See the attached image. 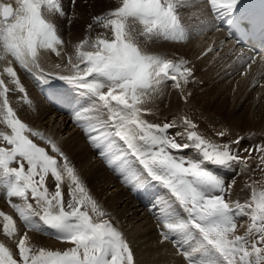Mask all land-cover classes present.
Listing matches in <instances>:
<instances>
[{
  "label": "snow or ice",
  "instance_id": "snow-or-ice-1",
  "mask_svg": "<svg viewBox=\"0 0 264 264\" xmlns=\"http://www.w3.org/2000/svg\"><path fill=\"white\" fill-rule=\"evenodd\" d=\"M206 2L214 20L230 25L231 35H244L245 28H258L264 37V14L252 16L246 11L244 0ZM196 3L197 0H122L119 7L94 18L105 29H111V38L83 40L77 45L79 63L73 64L75 75L63 78L88 98L87 106L74 111V118L98 155L130 188L138 189L150 179L170 194L154 209L163 225L162 237H179L182 241L180 249L186 264H264V190L253 188L246 204L230 202L226 197L232 184H226L209 167H229L233 162L247 166L253 149H243L248 157L242 158L229 145L213 143L195 130L187 131L188 142L179 143L170 133L175 122L160 125L143 118V104L160 84L171 81L179 89L181 80L186 84L193 73L184 60L177 63L142 49L135 24L143 26L139 35L149 41L160 37L172 42L187 41L190 33L181 24L178 8L194 7ZM53 13L65 15L60 0H15V6L0 2V61L11 56L21 68L31 71L39 68L40 49L60 55L57 46L64 41L49 19ZM85 46L94 51H81ZM261 59L264 62V57ZM249 60L256 62L254 56ZM8 63L3 72L12 79L16 90L25 93L11 62ZM9 91L4 79H0V119L10 129V134L0 132V139L9 146L0 147V171L6 177L3 187L9 198L23 201V206H12L28 229L40 231L42 222L54 230L57 239L74 246L63 252L26 247L25 234L18 243L19 260L0 243V264H135L122 233L105 218L108 214L90 194L68 157L54 141L18 118L10 106ZM184 124L191 129L196 127L187 118ZM29 133L50 144L56 155L33 142ZM117 138L126 147H121ZM234 143L239 145L240 139ZM190 149L195 150V158L173 151L184 153ZM255 151L261 153L259 159L264 163V145L255 146ZM12 163L18 167H11ZM136 163L140 167H135ZM49 174L54 180V192H49L45 184ZM65 179L69 181L68 210L62 191ZM29 193L40 211L28 203ZM240 216L251 220L244 235L236 234ZM0 217L4 233L14 236L17 230L13 218L3 212Z\"/></svg>",
  "mask_w": 264,
  "mask_h": 264
},
{
  "label": "bare ground",
  "instance_id": "bare-ground-1",
  "mask_svg": "<svg viewBox=\"0 0 264 264\" xmlns=\"http://www.w3.org/2000/svg\"><path fill=\"white\" fill-rule=\"evenodd\" d=\"M0 2H12L15 6V0H0ZM244 3L246 6V11L252 16L258 18L261 14H264V0H244ZM116 4H118V2L108 4L105 1L102 2L100 0H87L86 3L78 2L77 7H75V9L73 8L74 14H72V19H75L69 20L71 24L66 22L69 23L68 28L70 30H68V37L72 38L73 41L78 38L82 39L86 34V29L88 33L87 38L90 40H96L98 38H111V29H105L103 25L98 24L94 18L106 15L108 13L106 12L107 9H110L113 7L112 5ZM69 5H72V3ZM120 5L121 4H119L117 7ZM178 15L180 17L181 24L189 30L190 38L187 41L172 42L163 39V37L149 41L146 37L139 35V33L143 30V26L140 25L139 22H136L135 29L137 42L142 49L151 54L162 55L167 59L173 60L177 63L180 60L186 61V63H188L193 69L192 73L194 72V75L191 77L194 80L195 76V80L198 82V87H193L194 89H190L193 96L188 95L185 99V96L181 98V95H183L182 91L185 90L184 88L183 90L181 88L178 89L171 81L164 82L160 86L159 90H155L159 91V96H157L158 98L155 96L158 94L155 93V91L152 92L147 98L146 102L143 104V108L150 113L156 112L158 115H160V117L165 116L167 113H169L171 116H177V112L181 114V110L184 108L181 106L187 107L190 103H192L194 106L198 107V102L208 94L209 87L207 88V86L217 83V90L215 93L212 91L209 94V100L201 108H210L211 106L215 108L220 104L221 111L222 109L227 110L226 114L220 112V117H228L231 126L239 129V132H242L243 134H250L253 137V143L257 142L264 144V114L261 116L262 111H264V62H262L261 58L264 56L251 55L248 52L238 48L229 39L228 35L225 33V30L223 28L217 27L218 20H214L211 7L207 4L206 0H202V2L201 0H197L196 6L194 7L178 8ZM88 21L89 24L87 27L86 23ZM61 22L62 21H60V23ZM64 22L65 21L63 20V23ZM60 25L62 28V24ZM65 25L66 24H64L63 28L66 29L67 25ZM89 25L92 27L89 28ZM201 29L203 30L201 31ZM62 33L64 34V32ZM63 34L61 36H63ZM68 37H66V40H68ZM63 40L65 41V39ZM64 43L67 44V42ZM64 45L65 44H63V46ZM58 49L60 48H57V50ZM91 49L94 51L93 48ZM208 49L212 50L208 51ZM58 51L60 52V55H57L51 50L40 49L38 54L39 68H32L31 71L21 68L18 62H16L11 56H8L4 61H0V79H4L6 86L10 90L8 93L10 106L13 108L18 118L22 122L27 124L32 130L39 131L45 137L54 141L62 150V152L68 157V160L75 168L76 173L83 181L90 194L97 200L102 209L108 214L115 226L118 227L121 232L128 237L129 247L134 253L138 264H152V261L149 262L148 257H152L158 262H164V264H175V256L173 255H176L177 252H181L180 245L182 241L179 237H171L170 239H164L162 237L161 230L163 225L157 219V216L159 215L158 211L154 209V205H162V202L169 198V193L157 187L151 182V180L146 181L147 185H145V189L143 188V190H139V188H130L123 182V179L118 174V172L114 171L113 167L108 166V162L98 155V150L92 145H88L89 143L87 135L85 134V131L76 123L74 113H72L73 109H69L66 99H61L57 102H54L51 107L47 105L45 98L43 99V97L40 95L41 93L39 94L38 90L33 89L31 94L32 101L29 102L31 99L30 98L27 101V106V103L24 102V99L26 97V93L29 92L25 90V93H21L16 90L12 79L3 72V69L9 66L8 62L10 61L11 66L16 71L23 87H27L24 85V80L27 81L26 76L24 75H28V78L32 79L34 75L38 73L41 75V73H43L44 77L49 78V75L45 74L47 72L42 69L44 66L46 67L45 69H49L53 64H56L60 67L63 66V70L58 71V74H60L59 76H61V74H69L70 63L68 59H64L63 55L65 53L62 55L61 49ZM64 51L65 50L63 48V52ZM200 56V60L202 59V61L199 63L197 62V57ZM253 56L255 57V63H251L249 60V57ZM66 58H68V56ZM196 67H199L200 69L198 72H195ZM244 76L245 78L248 76V79H246L248 81H244L248 84L242 89L239 87V84L241 82V78L242 80H245L243 79ZM55 79L53 81H55ZM190 82L192 83V81ZM190 82L189 85H191ZM34 87L36 89V86H33V88ZM29 88L30 86H28L27 89ZM104 90L107 91V89ZM184 99L186 101H184ZM221 100H223L225 103H222ZM32 104L34 105L32 106ZM84 106L87 105L84 104ZM245 111H247L252 118H246ZM245 120L247 122H245ZM176 122L179 124L180 119L177 118ZM240 125H244L243 128L246 130H241L239 128ZM0 130H5L4 133H10V129H8L6 124L2 122V119H0ZM28 135L29 138L32 139L33 142L37 143L38 146L44 147L45 150L49 152V154L52 153L50 144L39 139L38 137L31 136L30 133ZM1 140L2 139H0V142ZM73 142L77 144L75 145L79 148V150L76 151L74 149L75 145L73 147ZM5 144L7 143L5 142ZM80 157H83V159H80ZM66 181L67 179H65L63 183ZM3 189L0 188V190ZM3 199L0 201H3ZM7 203L9 205L11 204L12 207V205L16 203L22 204L23 201L20 198H17ZM9 205H7V207ZM10 208L8 207V210L11 211ZM18 225L19 223L16 225L17 228ZM1 228L3 229V225ZM2 231L4 232V230ZM33 232L31 233L33 238H38L37 231ZM48 238L47 240H49ZM7 239H10V237ZM47 240L45 239L44 241ZM11 246L12 244H10V247ZM11 249L13 248L11 247ZM170 254H172L171 256L173 258L170 256ZM180 255L182 256L181 253Z\"/></svg>",
  "mask_w": 264,
  "mask_h": 264
},
{
  "label": "rangeland",
  "instance_id": "rangeland-1",
  "mask_svg": "<svg viewBox=\"0 0 264 264\" xmlns=\"http://www.w3.org/2000/svg\"><path fill=\"white\" fill-rule=\"evenodd\" d=\"M100 1H102V2L105 1L108 4L118 2V4L112 5L113 7L110 8L111 10L110 9H107L106 12H110V11L114 10L122 2V0H112L113 2L111 0H100ZM78 2L86 3L87 0H60V4L62 6V11H64V13L66 12V14H65L66 16H62L61 17L58 13H53V14L49 15V19L53 23L55 22L54 24L56 25V27L58 26L57 27L58 34L60 35L61 39L62 40L65 39V41L64 40L63 41L64 42H67V44L66 43H63V44H65L64 46L62 44V45H60V47L58 46L57 48H60L61 49L62 55L65 53L66 54V57L68 56V58H66L65 57V54H64L63 55L64 59H68V61H69V58H71L72 63H70V65H69V74H61V76H59L60 74H58V71H62L63 70V66L60 67V66H58L56 64H53L52 66H50L49 69H45L46 67L44 65H43L44 67L42 66L43 67L42 69L47 72L45 74L49 75L48 76L49 78L44 77L43 75H40V73L34 75L32 77V79L28 78V75H24V76H26V80H27V81L24 80V83H25L24 85L27 86V87L24 86L25 87L24 89L27 92H29V93H26V97L24 99V102L27 103V106H28V102L27 101L30 98L31 99L29 100V102L32 101L31 94L33 92V89L34 90H38L39 91V94L41 93L40 95L43 97V99L45 98V101L47 102V105H49L51 107H52V104L54 102H57V101H59L61 99H66L69 109H71V110L73 109L72 113H74V111L78 107H80L81 105H84V104L87 105L88 104V98L84 94V92L81 89H79L75 84H72L67 79H64L63 78V77H70L71 75L72 76L75 75V71L76 70L73 68V64L79 63V61L77 60V45H79L83 40H85V38L88 37V33H87V30L86 29H85V33L86 34L82 38L83 40L81 38H78V39H76L77 41L76 40L73 41L72 38H69L68 37L69 31H70L69 28H68V26H69V23L71 24V22L69 20H74L75 19V18L72 19V14H74L73 12H74L75 7H77ZM71 3H72V5H69ZM67 10H68V12H67ZM106 12H103V13H106ZM67 14H68V16H67ZM59 16H60V18H59ZM65 17H67L68 19L65 18ZM63 20L65 21L64 23H63ZM60 21H62V22L60 23ZM57 22H58V25H57ZM66 22H69V23H66ZM60 24H62V28H61V25ZM64 24L67 25V26L65 25L66 26V29L63 28L64 27ZM88 24H89V21L86 23L87 27H88ZM59 25H60V27H59ZM62 30H64V31H62ZM62 32H64V34ZM83 32H84V30H83ZM61 33L63 34V36H61L62 35ZM66 37H68L67 38L68 40H66ZM189 38H190V36H189ZM86 47L87 46H85L83 49H81V51H90V50L93 51L91 48L89 49V47L88 48H86ZM63 48L65 50L64 52H63ZM60 49H58V50H60ZM197 58L199 60V61L197 60V62L200 63L202 61V59L200 60L201 56L200 57H197ZM185 66L191 68V66L188 63H186ZM81 67H83V65H81ZM55 69H57V70H55ZM43 70H42V72H43ZM195 70H194L195 72H198L200 69H199V67H196ZM192 71H193V69H192ZM51 75H52L53 78L51 77ZM192 75H194V72H193ZM55 78H57V79H55ZM190 78L188 80L192 81V83L193 84L195 83V84L193 85L190 81H188V83L185 84L183 81H181V89L182 90H183V88L185 89V90L182 91L183 92V95H181V98H183V96H185V99H186V97L188 95L193 96L192 95V91L190 89H194V88L198 87L197 86L198 85V82H197V80H195L196 79L195 76H194V80L192 79V77H190ZM54 79H55V81H53ZM216 79H213V80H216ZM243 79H245V80H242V78H241V82L239 84V87L242 88V89H243V87L245 85L247 86V84H248V83H245L244 82V81H248V80H246V79H248V76H246V78L244 76ZM57 80H59L60 83ZM189 82H190L191 85H189ZM161 85L162 84H160L158 86V88H157L158 90H159V88H160ZM28 86H30L29 89H27ZM33 86H36V89H35V87L33 88ZM207 88H208V94L206 96H204L198 102V107L197 106H194L192 103H190L187 107L181 106V107H184V108L181 110V114L179 112H177V116L178 117L176 115L175 116H171V115H169V113H167L165 116L160 117V115H158L156 112L150 113L149 111H145L144 114H143V118L146 121H148L149 123H152V124H160V125H162L163 123H172V122H175L176 127L173 128V129H171L170 130V133L175 136L177 142H179V143L188 142L186 140L187 131L195 130L201 136H203L204 138H206L207 140H209V141H211L213 143H216V144H219V145H225V144L229 145L231 147L233 153H236L237 151H239V155L242 158L248 157V153L247 152H244L243 149H245V148L246 149L252 148L253 151H252L251 158L248 159L249 161L247 160V166L248 167L245 166L244 163L242 164V162H233L231 164V166H229V167H224V166L220 167V166H212V165L209 166V167L212 168V170L218 176H220V177H222V178L225 179L226 184H232V187H231V190H230V195H228L226 198L230 202L239 201L241 204H246V203H248L250 201L253 188H255L257 191L264 190V163H261V161L259 159L261 153H258L257 151H255V146H257V145H264V144L263 143H257V142L253 143L252 142L253 141V137L250 134H243L242 132H239L240 131L239 129H236L233 126H231V124L229 123L228 117H226V116H224L223 118L220 117L219 116L220 112H222L223 114H226L227 113V110L226 109H222V111L220 110L221 109V105L220 104L218 105V107H215V108L212 107V106L210 108H201L209 100V94L212 91L215 93V91L218 88V84L217 83H213V84L207 86ZM30 89H32V90H30ZM158 92L159 91H155V93H157V94H158ZM27 95L28 96L30 95V96L28 97ZM155 96L157 97V96H159V94L158 95H155ZM185 99H184V101H186ZM221 101H222V103H225L223 100H221ZM31 103H34V102H31ZM31 103H29V104H31ZM33 105L34 104H32V106ZM263 114H264V111H262L261 116H263ZM245 117L248 118V119L252 118L250 116V114H248L247 111H245ZM177 118L180 119L179 124L176 122V119ZM185 118H187L188 120L192 121V123L196 127L194 129L188 128L184 124V119ZM245 122H247V121L245 120ZM243 126L244 125H240L239 128L241 130H246V129L243 128ZM1 132L4 133L5 130H3ZM177 132L181 133V135H176ZM222 132H225L226 134L223 135V136H221L220 133H222ZM87 138H88V136H87ZM237 139H240L239 145H237L236 143H234V141H236ZM117 140H118V138H117ZM88 143H89L88 144L89 146H91V145L93 146V144L90 142L89 138H88ZM118 143L120 144L121 147H126V146L123 145V142H120L119 140H118ZM75 144L76 143L73 142V144H72L73 147H74ZM6 145L7 144H5V142L3 140H1L0 147H9L8 145L7 146ZM76 145H75L74 149L77 151V150H79V148ZM173 151H174V154H183V155H186V156L192 157V158H195L196 155H197L196 152H195V150H193V149L187 150L184 153H176L175 150H173ZM76 153H78V152H76ZM53 154H54V156L56 155L55 153H53ZM56 158H58V160L61 159V158L59 159V156H57ZM80 159H83V157H80ZM78 161H80V160H78ZM116 163H119V161H116ZM107 165L110 166L109 163H107ZM10 166L11 167H18V164L17 163H12ZM137 166L140 167L136 163L135 164V167H137ZM26 169H27V165H25V170ZM0 172H2V171H0ZM36 179H38V177H36ZM5 180H6V177L4 175H2V173H0V186H1L0 188H2V189L4 188L2 186L4 185L3 182H5ZM149 181H150V179H149ZM151 182L153 184H155L157 187H159L160 189H162L163 191H166L167 192V190L159 182H156V181L153 182L152 180H151ZM45 184H46L47 188L49 189V192H54L55 191L54 180H53V178L51 177L50 174L46 178ZM145 185H147L146 182L143 185L144 187L143 186H142V188L139 187V190L140 189L143 190V188L145 189ZM62 191H63L64 206H65V209L68 210L67 209V204H68V202L70 200V195H69V181L68 180L65 183H63V185H62ZM1 193H2L3 197L1 195ZM2 199H3V201H0V210H1L0 212H3V213H5L8 216L13 217V220L16 221L15 224L16 223L17 224L19 223L18 228L16 227L17 228V231L19 230L18 231L19 233L16 231V234L17 235L15 234L14 236H8V235H6L2 231L3 229L1 227H2V225H3L4 222H2L3 221V218L0 217V225H1L0 226V228H1L0 229V243L4 244V246L8 247V249L12 252L13 257L15 259L19 260V250H18V245L17 244L19 243L18 242L19 239L22 238L25 234L28 237V239L26 241V247H35L37 249L44 248L45 250H51V251L58 250V251L63 252L64 250H67V249H69V248H71V247L74 246L70 242L62 241V240L57 239L56 236H55V234H54V230L51 229V228H48L46 225H43L42 222H40L41 223V230H40L41 232H38L37 231L38 238L34 239L33 236H32V234H31L34 230L28 229L25 226V224L23 223L21 217L18 216V212H16V210H14L15 208L13 206L11 207V204L9 205L7 203V202H11L12 200H15L17 198L16 197L9 198L7 196L6 190L4 188L3 190H0V200H2ZM28 203H31L34 209H36L37 211H40L39 208L36 205V202L31 198V194L30 193H29ZM16 204H19V203H16ZM7 205H9L8 206L9 208L11 207L10 208L11 211L8 210ZM19 205L23 206V203L22 204H19ZM12 210H13V212H12ZM8 211H9V213H8ZM105 218L110 219V221L113 224V226L118 231L121 232V230L118 227L115 226V224L113 223V221L111 220V218L109 216H107ZM20 220H21L22 223L20 222ZM36 220L39 222V218L38 217H36ZM250 223H251V220H250V218L248 216H240V217H237L236 234H238V235H244L245 232L247 231ZM52 230H53V233H52ZM122 235H123V238L126 240V242L129 245L128 237L125 236L123 233H122ZM48 236H49V238H48ZM8 237H10L11 240L10 239H7ZM47 238L49 240H47ZM45 239L47 241H44ZM9 240H10V242H9ZM12 240H13V242H12ZM50 240H52V241H50ZM14 243H16V244H14ZM46 243H48V244H46ZM10 244H12L11 247L13 249H11ZM12 250H14V251H12ZM180 253L181 252H177L176 255H173V256H175V258H174L175 259V264H186V261H185L184 257L181 256ZM177 254L180 255L181 257L178 256ZM171 255L172 254H170V256ZM133 256H134L135 264H138V262H137V260L135 258L134 253H133ZM148 259H149V262L152 261V264H164V262L155 261L152 257H148Z\"/></svg>",
  "mask_w": 264,
  "mask_h": 264
}]
</instances>
